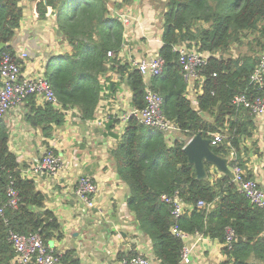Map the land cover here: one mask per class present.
Segmentation results:
<instances>
[{"label": "trees", "instance_id": "obj_1", "mask_svg": "<svg viewBox=\"0 0 264 264\" xmlns=\"http://www.w3.org/2000/svg\"><path fill=\"white\" fill-rule=\"evenodd\" d=\"M130 4L131 0L38 3L40 19L51 8L56 29L69 48L67 53L49 59L44 74L60 109H75L81 119L93 120L101 101L100 80L109 72L119 77L130 92V106L136 110L145 108L143 76L119 57L124 27L116 13ZM22 17L20 0H0V53L12 58V43ZM160 19L162 46L158 56L164 65L162 74L147 85L162 97L163 115L175 125L176 132L167 139L165 133L143 126L135 118L126 123L111 157L119 179L129 188L127 207L138 229L149 239L159 264L180 263L184 244L172 233L173 229L223 244L227 228L233 231L235 240L230 249L222 248L225 260L221 264H264L262 212L238 192L230 177L211 172L209 164L204 165L206 179L197 180L183 151L187 141L197 134L203 139L219 134L221 140L210 146L211 152L225 159L233 153L228 165L246 169L244 158L248 151L242 144L253 137L254 117L232 101L237 95L249 99L264 97V92L249 80L264 50V0H165ZM249 37L252 38L248 40ZM244 41L250 54L227 57L233 45L240 46ZM182 44L207 55L206 65L200 69L202 88L196 98L197 107L187 97V84L175 51ZM108 52L113 53L111 58L107 57ZM33 101L32 96L25 100L31 107L26 121L49 139L53 125H63L64 114L51 104L36 107ZM8 138L0 119V202L6 201L10 182L20 197L17 209L7 208L4 218L0 217V264H12L14 258L7 241L9 231L38 234L48 246L53 239L62 238L59 222L45 208L44 195L32 180L20 177ZM175 195L190 208L178 218L171 216V209L162 201L163 196ZM199 203L203 206L198 207ZM131 256L138 254L120 253L117 262ZM58 258L59 264H79L72 252L59 254Z\"/></svg>", "mask_w": 264, "mask_h": 264}, {"label": "crops", "instance_id": "obj_2", "mask_svg": "<svg viewBox=\"0 0 264 264\" xmlns=\"http://www.w3.org/2000/svg\"><path fill=\"white\" fill-rule=\"evenodd\" d=\"M40 2L20 0L23 17L12 47L15 53L26 50L29 54L22 65L25 77L45 73L49 59L69 49L61 35H57L51 8H47L44 19L39 18L37 5ZM164 3L165 0H131V4L122 9L120 13L127 12L130 17L119 54L123 62L150 59L158 54L162 46L160 16ZM103 79L111 82L113 89L102 97L95 116L98 111L109 115V126L99 128L85 120L75 121L76 113L69 111L64 115L63 125H53L51 137L45 139L39 129H32L27 123L31 107L24 101L1 119L9 135L8 148L16 157L20 177L33 181L37 191L45 197V208L61 226L62 238L53 239L49 244L57 253L72 252L79 264H118V254L136 252L147 257L151 264H159L153 257L149 239L138 229L127 207L129 188L119 179L111 157L125 129L120 118L131 107V95L113 72ZM191 96L195 98V94ZM33 102L36 107L43 106L35 99ZM254 124L253 137L242 144L248 151L244 158L245 172L257 180L264 191V118H255ZM47 150L59 157L62 170L56 176L33 174L34 166ZM226 160L229 163V158ZM210 169L222 175L213 167ZM228 169L231 173L229 165ZM80 176H88L97 184L93 208H87L74 194ZM187 246L195 247L191 264H221L225 260L217 241L190 237Z\"/></svg>", "mask_w": 264, "mask_h": 264}, {"label": "built area", "instance_id": "obj_3", "mask_svg": "<svg viewBox=\"0 0 264 264\" xmlns=\"http://www.w3.org/2000/svg\"><path fill=\"white\" fill-rule=\"evenodd\" d=\"M44 2L45 0H40ZM113 10V9H112ZM123 24L124 33L130 24V17L127 12L116 13ZM178 53V62L181 74L187 84V97L193 106H197L196 98L201 93L202 79L200 76V69L206 65V54L198 53L194 48H188L185 44L179 45L175 48ZM112 52L107 53V57L111 58ZM29 54L26 50H20L15 53L12 58L7 53H0V119L5 117L10 111L20 106L28 97L32 96L41 105L51 104L56 109H60L55 94L51 88L50 83L45 79L44 72L38 77H25L22 75V65L28 60ZM130 65L134 67L143 76L146 91H145V108L136 110L132 107L124 111L120 120L123 124L128 122L130 118H135L140 124L149 128H155L166 134L167 139L176 132L175 125L167 120L162 112V97L152 91L147 85L149 80L156 78L162 74L163 61L158 54L150 59H142L136 62H131ZM250 84L257 90L264 92V50L259 57V61L250 75ZM101 100L102 97L109 94L110 83L106 79L100 80ZM195 94V98H192ZM131 95V94H130ZM100 103V102H99ZM131 103V97H130ZM232 104L236 107L247 109L255 118H264V97L249 99L245 95H237L233 98ZM99 109V105L97 107ZM64 115L69 111L76 113V120L80 121L81 116L75 109L62 110ZM100 113V114H99ZM111 118L104 112L98 111V115L89 122L91 126L104 128L110 122ZM125 128V127H124ZM124 133V132H123ZM210 146H215L221 140L219 134H214L210 139ZM234 154L231 153L229 161L232 160ZM62 170V162L59 157L54 154L52 150H47L40 158L38 163L33 168V174H48L56 176ZM232 182L237 187L240 194L245 196L247 200L263 214V229H264V191L261 189L257 180L249 178L240 166L233 165L230 167ZM98 192L97 184L88 176H80L75 183V196L87 207H94V198ZM6 201L0 202V217L4 218L6 209H17L20 203L18 191L14 188L13 182H10L6 189ZM162 201L171 209V216L174 218L180 217L185 213V210H190L177 195L168 197L163 196ZM203 204L199 203L198 207ZM172 233L179 238L184 246L180 253L179 264H191L192 253L194 246H187V240L190 237L197 239L204 238L201 235L188 236L176 229ZM264 234V232H263ZM210 240V239H209ZM235 240L234 233L231 229H225L224 243L219 244L222 248L230 249ZM7 241L12 247L14 258L12 264H59V254L50 247L45 245L38 234L21 235L9 231ZM58 254V255H57ZM118 264H151L147 257L138 255L125 258Z\"/></svg>", "mask_w": 264, "mask_h": 264}, {"label": "water", "instance_id": "obj_4", "mask_svg": "<svg viewBox=\"0 0 264 264\" xmlns=\"http://www.w3.org/2000/svg\"><path fill=\"white\" fill-rule=\"evenodd\" d=\"M57 35L60 36L57 31ZM2 47V46H1ZM210 139H203L199 134L195 135L183 148L188 163L193 165L196 179H206L205 163L213 167L224 176L232 177L225 158L214 155L210 150Z\"/></svg>", "mask_w": 264, "mask_h": 264}, {"label": "rangeland", "instance_id": "obj_5", "mask_svg": "<svg viewBox=\"0 0 264 264\" xmlns=\"http://www.w3.org/2000/svg\"><path fill=\"white\" fill-rule=\"evenodd\" d=\"M162 7V5H161ZM252 37H249L248 40H250ZM247 41V40H246ZM246 41H244V43L240 46L238 45H233L227 55V57H239V56H244V55H248L250 54V51L248 49V45L246 44ZM206 119L210 120L208 117L205 116Z\"/></svg>", "mask_w": 264, "mask_h": 264}]
</instances>
